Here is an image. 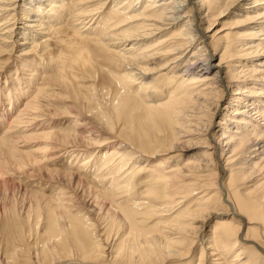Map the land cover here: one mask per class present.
Listing matches in <instances>:
<instances>
[{
    "label": "bare ground",
    "instance_id": "bare-ground-1",
    "mask_svg": "<svg viewBox=\"0 0 264 264\" xmlns=\"http://www.w3.org/2000/svg\"><path fill=\"white\" fill-rule=\"evenodd\" d=\"M225 17L229 31L211 34ZM70 20L73 30L61 28ZM51 39L67 52L47 64L31 60ZM12 59L27 65L29 77L17 85L6 77L4 91L15 90L23 104L14 115L21 130L15 118L2 129L12 111L0 110V168L32 154L20 149L29 138L43 145L24 160L30 168L40 171L58 151L89 153L93 162L77 166L91 174L103 165L93 190L74 173H41L63 189L52 200L35 196L44 211L35 223V202L21 204L17 217L27 232L14 218L5 230L22 249L0 264H18L23 255L32 264H264V0H0V70ZM96 67L115 88L99 90L93 106L77 88ZM61 88L69 91L60 98L72 109L70 136L30 134L45 112L54 116L52 94ZM241 183L248 192L238 190ZM72 209L84 210L85 220Z\"/></svg>",
    "mask_w": 264,
    "mask_h": 264
},
{
    "label": "rangeland",
    "instance_id": "rangeland-1",
    "mask_svg": "<svg viewBox=\"0 0 264 264\" xmlns=\"http://www.w3.org/2000/svg\"><path fill=\"white\" fill-rule=\"evenodd\" d=\"M109 12L110 11L108 10L106 13L108 14ZM72 22H71V20L65 22V24H63L61 26V28H65V29H68L70 31L73 30L74 29L73 28L74 26H72ZM231 22H232V19L230 17H225V18H222V19L218 20L216 22V24H215V26H214L211 34L213 32H215V31L221 30V29H225V30H224L223 33H220L219 36H221L222 34L228 32L229 31L228 30V27H229V25H230ZM97 31H98V29H97ZM229 37H231V35ZM156 40H157V38H155V40L153 42H155ZM60 51L61 52L63 51L62 53H64V52L66 53L67 52L66 51V48H64L62 45H59L58 43H56V41H54V40L51 39L50 41H48V44L43 45V46H40L37 49H35V51H34L35 54L32 53L33 55H32L31 60L33 59V60H35V63H39V60L37 61L33 57L43 58L44 61H45V63L47 64V63H49V60L51 61V59L56 58L55 56H58V54L59 55L62 54ZM222 51H223V48H220V49H218L216 51L217 56L215 58V62L220 58L219 56L222 54ZM36 54L39 55L40 57L37 56ZM4 58L5 57H3L2 60H7V57L5 59ZM16 60H18V59H12V60H10L8 66H6L3 70H0L1 71V74H0L1 75L0 82H2L0 84V97H1V95L8 96V92H9L10 96H8V100H9V98H11L14 101V102L10 103L9 106H8V103H7L8 100H7V98L4 99V106L0 110L1 111L3 110L2 113L3 112L7 113L8 111H10V112L12 111V113L9 114L6 117L5 122H4V125L2 126V129H5L6 126H7V124H8V122L9 121H12L14 118H15V121L13 120V122L15 124L13 123V125L14 126H19V123L16 122L17 121V119H16V116L17 115L15 117H14V115L16 114L17 110L19 108H21L20 106L23 104L22 102H21V105H17L16 104V99L15 98L18 96L19 93L17 94L15 92V90H13V89L8 90L10 87L6 89V91L8 90L6 92V91H4V88L7 86V83H10V79H12V78L15 79V80H12V81L15 83V85H17L18 79H19V82L21 81L22 83H25L26 84L27 83L26 78L29 77V69H28L27 65L24 64V63H22V62L18 63V62H16ZM236 61L238 62L239 60H236ZM44 64H43V66H44ZM24 65H25V67H24ZM154 66H155L154 64L153 65L150 64L149 65V68H153ZM97 69H98V67H96V72L95 73H93L91 71V73H93V76H92V78L90 80H88L89 82H83V80H80V82L78 81L79 88H77L78 97L81 96L79 98L83 102H86L87 101L86 100V99H88L87 96H92V98H93L92 101L90 100V101H88L86 103H90L93 106H94V102H95L94 100H96V98H98V100H100V96H99L100 93L98 92L99 90L104 91V92H106L108 90L107 92L112 93V92H114V88H115L114 87V84L111 81V79L109 77H107V75L105 74V72H100V74L97 75ZM56 71H57L56 68L54 70H52V72L47 75L48 79L50 77L56 76L57 75V72ZM160 73H161V71H160ZM7 76H10L11 78L10 79H7L6 78ZM156 76L157 75H154L153 78H155ZM39 81H40L39 83L42 84L41 91L43 89H45V87L48 88L47 85H46V83H47L46 81L47 80L45 78L43 79V81H41V80H39ZM17 88H18V86H17ZM87 88L89 89L90 92L87 91ZM108 88H110L111 91ZM61 89L62 90H55V91L53 90L54 93L52 95H53V98L54 99L51 101L52 105H51L50 102L45 103V101L43 99H40L39 102L42 105L50 103L48 105L49 106L51 105L50 108L54 109L53 110L54 116L52 114H49L48 112H45L44 114H47V115L46 116H42L40 118L43 121V122L41 120L39 121L40 122V127L38 125L37 128H36V131H33L30 134H35V133L38 134L39 133V135H40V133H42V132H49V131H51V132H54V134L56 133V134L65 135V137L66 136H70L69 133L72 132V129H73V126L72 125L73 124L71 123V120L72 119L69 118V117H67L69 115L68 112L70 111V109H68V107H67L69 103L64 102L60 98V97H62L60 95H65L69 91H68V89H66V90H64L63 88H61ZM12 91H13L14 94L12 93ZM65 91H67V92H65ZM162 91H163V95L165 93H167L166 87L163 86ZM50 92H52V91H50ZM63 92H64V94H61ZM36 95H38V94H36ZM73 102L74 101H72L71 103H73ZM222 105L223 104L221 103L220 106L222 107ZM58 110H59L60 113L59 112L56 113V111H58ZM71 111H72V109H71ZM71 111H70V113H71ZM224 113L225 112L223 111L221 113V116L224 115ZM64 114H66V116ZM57 115L60 116V117H58ZM221 116L220 115H217L215 117L214 123L218 122L219 119L221 118ZM61 117H64V118H61ZM90 121H91L90 124L92 125V127L98 125L95 121H92V119ZM92 122H93V124H92ZM94 123H96V125ZM20 127L21 126H19V129L21 130ZM17 129H15V130H17ZM24 131H25V129H22V132H24ZM33 139H35V138H29L28 141L26 140L25 143H24L25 145L23 144L24 147L22 146L20 148V149H22V151L24 152V154L27 153V152H28V154H30V153L33 154V155L32 154L28 155L29 157H31V156L32 157L39 156L40 152H35L34 153V151H36V149H40L41 146H43L41 142H38V140L37 141H33ZM44 146H46V145H44ZM75 153H73L74 154L73 155L71 153H69V154L68 153H65L64 151L63 152H60V151L56 152L54 154L55 156L54 155L52 156V158L53 157L54 158L53 159L50 158L52 160H50L49 162H46V163L42 164V166L41 165L38 166L39 168H41L40 171H39V169H37L35 167H31V168L28 167L29 166L28 163H25L27 161H24V160H27L29 158V157H27V155H23L24 157L22 156V158H24V159H22V158H17L16 159L15 158L16 161H13V160L10 161V162H12V163L15 164V165L13 164L14 167H10L11 166V165H9L10 162L9 163L8 162L6 163V161H5V163H4L5 165L2 166L3 168H0V172L2 173L1 176L4 179L2 181V183L0 184V257L7 258V257H9L10 254H13V252H14L15 249H17V250H18V248H19V250L22 249V246H20L19 243H17L13 238H10L9 237V230H5V226L6 225L8 226V222H10V221H12L14 219H15L14 220V225L15 224H17V225L19 224V226L23 229L24 224L18 218L19 217V213H20V209H21L20 208L21 204L24 203V202H27V203H31V205H32L35 202L31 206V211L29 212L30 222L35 223V221L38 218L42 219L43 212H44V211H42V210H40V209H38V208H36L34 206L37 203V201L42 202L41 200L38 199L39 196L40 197L43 196L42 198H44L46 200H50V199L52 200L58 194V192H60V190L63 189V186H61V185H57V186H56V184L49 185L45 181L44 177H42V176L45 175L46 177L48 176L47 178H51L52 177L51 176L52 170H55L57 172H63V173L64 172H69V173H74V174L78 175L83 180H86L87 181L86 182V188L87 189L93 190V189H95L97 187L96 183L92 182V181L96 180V178H94L93 174L96 173L97 170H99L102 167L103 164L102 163H98L97 166H96V168L93 170V172L91 174L90 173L89 166L80 167L79 168L77 165L80 164V163H82V162H84V161H86V160H92L93 156L87 157L89 153L88 154H82V153H79V152H75ZM78 153H79V155H78ZM45 155H47V154H45ZM25 157H26V159H25ZM69 158H70V160H69ZM75 158H77L78 160L75 159ZM81 159H83V160H81ZM93 160L91 162H93ZM101 160H104V158L101 157L100 161ZM21 162H24L25 164H23V163L21 164ZM68 162H69V164H68ZM18 166H19V169L17 168ZM21 167H23V168H21ZM20 168L22 170L23 169L24 170L22 171ZM76 169H77V171H76ZM19 170H21V171H19ZM79 170L81 172H79ZM145 171L146 170L141 171L140 179H145L147 177V175L145 174ZM41 173H42V176H41ZM258 179H259V177H255L254 178V180H258ZM244 184H246V183H241L240 184V187L238 189L240 192H248L249 191V188H246V186H243ZM255 184L256 183H252V186H254ZM249 185H251V184H249ZM89 186H91V187H89ZM23 190H25V191L27 190L26 192L28 193V195H24L25 198L23 197V193H25ZM21 191H23V193ZM143 192H144L143 188L140 187L138 189V192H137V198H140L141 197V194ZM53 195H55V196H53ZM201 195H203V193L202 194H197L196 197L191 198V200H192L191 202H194L195 201L194 199H197L198 201L201 202L202 199H199V197ZM35 196L38 197V198L36 199ZM204 196L206 197V194H204ZM155 198H156V203H159L160 204L161 203V197L160 196H157ZM72 211L73 212L70 213V214H73V215H71V216H77L78 214H80V215L84 214L83 217H84V220H85L86 214H85V211L84 210L76 211V214L77 215H74L75 210L72 209ZM77 212H79V213H77ZM11 218H14V219H11ZM214 221L215 220H212L209 223V227L207 229L211 228V226L214 223ZM20 223H22V224H20ZM152 224H154V222H151L150 221L149 222V225H152ZM23 231L24 232L26 231L25 230V227H24ZM40 233H41V231H40ZM204 243H206V241ZM199 244L200 243H197V245L200 247ZM14 245H16V246H14ZM198 250H199V248H198ZM235 254H236L235 251H233L231 253V255L229 256L228 261H230ZM24 256L25 255L21 256L20 259H23L22 257H24ZM198 256H199V251L197 252L196 255L193 256V259H195V261H196V258ZM20 259L17 262L18 264H32L31 262H27V258L26 257H24V259L21 260V261H20ZM188 261H189V258H188ZM188 261H186V262H188ZM186 262H182L181 264H184ZM106 263L107 264H111L110 262H106Z\"/></svg>",
    "mask_w": 264,
    "mask_h": 264
}]
</instances>
